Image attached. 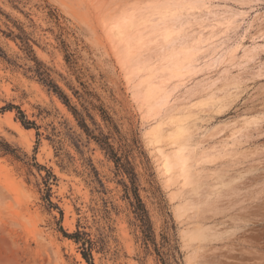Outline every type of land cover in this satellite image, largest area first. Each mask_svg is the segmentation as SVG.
I'll return each mask as SVG.
<instances>
[{"label": "rangeland", "instance_id": "1", "mask_svg": "<svg viewBox=\"0 0 264 264\" xmlns=\"http://www.w3.org/2000/svg\"><path fill=\"white\" fill-rule=\"evenodd\" d=\"M168 21L167 41L139 28L162 31ZM16 26L93 134L108 135L130 161L167 264H264V0H0V108L18 106L36 126L0 112V138L55 175L50 200L62 212L42 200L44 170L0 155V264H86L59 226L89 236L94 264H163L142 240L126 175L4 34ZM153 129L161 134L155 149ZM175 136L187 142L190 168L169 186L159 155L174 156ZM206 183L213 204L194 205Z\"/></svg>", "mask_w": 264, "mask_h": 264}, {"label": "trees", "instance_id": "2", "mask_svg": "<svg viewBox=\"0 0 264 264\" xmlns=\"http://www.w3.org/2000/svg\"><path fill=\"white\" fill-rule=\"evenodd\" d=\"M48 15L49 17L53 18V20H55L56 22L58 21L55 11L49 10ZM16 29L18 30L17 33H14L13 31H9L8 33H4V34L7 37H11L13 40L18 41L20 43L23 52H25L26 56L34 63L33 72L35 76L38 78V80L41 81L45 86H47L55 94L58 95V97L61 99L63 104L71 111L72 115L74 116V118L78 123V126L83 130V132L87 135V137L93 139L101 147V149L105 151L106 155L114 162L116 169L121 170L124 173V175H126L129 184L128 185L124 184L125 197L130 201L129 203L133 210L135 219L139 223V228L142 234V240L145 245H147L148 243L153 244L157 256H159L163 264H167L161 257L159 248L155 244L151 222L148 213L145 209V206L139 196L136 174L130 161L128 160V158H122V156L118 155L117 151L110 143L109 141L110 137L108 135H105L102 132H99L98 135L93 134L88 124L86 123L85 119L81 116V114L78 112V110L75 107L71 106L66 95L54 83V81L50 76L49 69L36 58L33 48L31 46V40L27 36L25 31L20 26H16ZM61 44L65 52L66 63L75 66L76 62L73 59V55L67 52V50L65 49L64 42H61ZM0 58H6L5 53L1 49H0ZM88 95H90V93H88ZM12 110H15L16 119L19 120L20 124L25 129L36 128L35 124L26 118L25 114L20 110L18 106L8 104L0 108V112L12 111ZM98 110L100 111L102 120L105 123H107V125L112 127L115 133H119L117 128L113 126V124H111V120L107 116L106 112L103 111L102 108H98ZM35 150L36 148L34 149V151ZM0 155L9 156L16 161L23 162V164L27 166H34L36 167L39 173L41 170L45 171V175L41 176V183L43 185V189L41 190L42 200L46 202V205L49 209L52 208L57 209L60 218H62L61 210L50 200L51 186L56 182L55 175L49 169H46L45 167L37 164L34 156L31 159H29L32 163L31 164L28 163V161L26 160L28 159V157L24 152H22L19 148L11 145L2 138H0ZM59 232L62 234L64 238L72 240L75 244L79 245L78 249L80 255L86 264H94L91 254L94 244L86 233L81 232L79 230H76L73 233H67L65 230L62 229L61 226H59ZM163 240H164V247L166 246L169 252L175 251L179 253L177 246L171 244L170 239L168 237H163Z\"/></svg>", "mask_w": 264, "mask_h": 264}, {"label": "bare ground", "instance_id": "3", "mask_svg": "<svg viewBox=\"0 0 264 264\" xmlns=\"http://www.w3.org/2000/svg\"><path fill=\"white\" fill-rule=\"evenodd\" d=\"M158 14V13H157ZM160 15V14H159ZM159 15H157V16H159ZM171 16H173V15H171ZM149 17V16H148ZM160 19H162V18H160ZM152 20V19H151ZM156 20V19H155ZM171 20V19H170ZM173 20V19H172ZM174 20H176L175 18H174ZM173 20V21H174ZM153 21V20H152ZM143 22V21H142ZM141 22V23H142ZM157 22H161L160 23V25L163 23L162 21H157ZM166 22V21H165ZM169 22V21H168ZM176 23H177V21H175ZM167 24V23H166ZM139 25V24H138ZM157 25V24H156ZM175 25V23L174 22H169V24L168 25H164V27H163V30L162 31H160V27L158 28L159 30L158 31H156V30H154L155 28H152V29H148V24H144L143 26L141 25V26H139V28L140 27H143L144 28V31L147 33V35H148V39H150V38H155V37H158L159 36V39L160 38H162L163 40H165V41H167L168 39H169V37H170V33H171V31L174 29V26ZM149 26H150V24H149ZM138 29V28H137ZM138 30H140V29H138ZM170 30V31H169ZM136 31V30H135ZM133 33V32H132ZM134 34H136V33H134ZM141 34V33H140ZM137 35H135V37H136ZM140 36V35H139ZM162 36V37H161ZM141 37V36H140ZM167 39V40H166ZM170 40V39H169ZM176 40V39H175ZM150 42V41H149ZM172 42V41H171ZM147 43V42H146ZM149 43H147V45H148ZM158 45V44H157ZM162 46H164V44L163 43H160L159 45H158V47H162ZM157 47V48H158ZM166 47V46H165ZM163 49V48H162ZM148 51V50H147ZM164 51V50H163ZM126 55V54H125ZM128 56V55H127ZM135 58V57H134ZM209 107V106H208ZM158 130L156 129H153V130H151V131H148V132H146L147 133V136H148V138H149V141L148 142H150V144L152 145V146H154L155 144H154V142L155 141H157V139H159L160 137H161V134L160 133H158L157 132ZM177 132H179V130H176V133ZM175 133V134H176ZM176 135H180L181 136V134L180 133H178V134H176ZM178 137V136H177ZM176 136H175V138H176V140L174 141L175 142V144H176V146L178 147V149H177V151L176 152H174V156L172 157V158H169L168 156L166 157V156H164V155H161V158H160V155H159V159H161L160 160V163L162 164V166H161V169L164 171V174L168 177L169 176V178H168V180H167V182L169 181V186L170 185H172V174H174L176 171H179L180 172V175H182V176H184V179H185V175H188V173H189V168L190 167H188V160H189V157H191V152H189V151H187L186 150V144H187V142L185 143V140H182L181 138L182 137H179V138H177ZM147 138V139H148ZM160 140H161V138H160ZM149 144V145H150ZM155 146H157V145H155ZM155 146H154V149H155ZM153 148V147H152ZM156 151V150H155ZM208 151V150H207ZM207 151H203L202 152V154L199 156L200 158L201 157H205L206 156V154L207 153H205V152H207ZM162 152V151H161ZM164 154V153H163ZM209 154V153H208ZM193 157V156H192ZM198 157V158H199ZM207 157H208V155H207ZM199 158V159H200ZM207 159V158H206ZM193 160V159H192ZM195 161V160H194ZM163 167V168H162ZM221 181L220 180H215V184L216 183H220ZM186 183L188 184V179L186 180ZM186 183H184V184H186ZM199 187H198V189H200L199 190V192L198 193H194L195 195H191L192 196V201H193V203H194V205H199V206H204L205 204L206 205H211V204H213V200H212V203H210L209 202V200H210V198L212 197L211 195H212V193L214 194V192L213 191H215L214 189L215 188H213L212 186H211V184H209V183H206V184H204V185H202V186H200V185H198ZM193 190V189H192ZM221 194V193H220ZM190 197V196H189ZM171 198L172 199H174V198H176V194L175 193H172L171 194ZM217 199V198H216ZM189 204H190V202H189ZM215 204V203H214ZM186 205H188V204H186ZM185 205V206H186ZM178 207V209L176 210V215H177V218H179V219H182L183 217H186L187 215V211H186V207ZM189 206V205H188ZM189 207H192V205L190 204V206ZM191 209V208H190ZM197 209V208H196ZM189 212V211H188ZM192 212H194V211H192ZM192 214V213H191ZM68 222V221H67Z\"/></svg>", "mask_w": 264, "mask_h": 264}]
</instances>
